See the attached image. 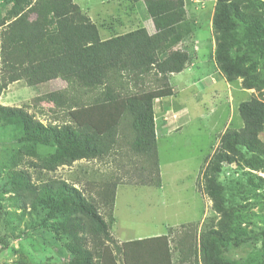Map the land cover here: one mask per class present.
Returning a JSON list of instances; mask_svg holds the SVG:
<instances>
[{
    "label": "trees",
    "instance_id": "obj_1",
    "mask_svg": "<svg viewBox=\"0 0 264 264\" xmlns=\"http://www.w3.org/2000/svg\"><path fill=\"white\" fill-rule=\"evenodd\" d=\"M187 1L130 0L134 5L142 2L154 32L142 27L106 40L74 0H11V7L2 12L0 97L20 81L41 87L61 79L67 87L34 99L56 108L65 118L62 122L46 125L24 108L0 105V128H14L16 142L35 159L38 147L46 150L39 165L31 163L42 173L83 160L110 161L120 173L98 185L96 199L75 184L50 177L35 185L31 174L12 171L10 189L19 197L28 193L27 204L40 205V224L69 253L65 264H119L115 255L102 250L107 242L116 244L111 233L118 187L162 186L153 92L172 89L171 76L182 74L193 61L198 23L188 15ZM212 33L218 72L228 82L242 80L245 90L260 95L240 104L243 128L226 129L200 168L201 188L218 221L199 236L197 224L189 223L179 229L188 226L194 232L181 230L178 239L171 238L177 231L173 229L163 236L116 244L123 264H264V178L258 175L264 174V3L216 0ZM113 103L124 112L102 133L90 124L75 123L69 113L73 107L87 111ZM13 159L17 166L21 154ZM226 165L237 166L243 181L240 192L227 194L220 179ZM233 194L235 204L228 199ZM101 205L107 208L106 217ZM4 214L0 203V223ZM253 225L260 231L249 230ZM88 242L96 249L90 250ZM241 247L243 259L228 255Z\"/></svg>",
    "mask_w": 264,
    "mask_h": 264
},
{
    "label": "rangeland",
    "instance_id": "obj_2",
    "mask_svg": "<svg viewBox=\"0 0 264 264\" xmlns=\"http://www.w3.org/2000/svg\"><path fill=\"white\" fill-rule=\"evenodd\" d=\"M112 1L114 2L74 0L81 8H89L88 12L92 18L101 20L111 14L113 10L109 6L114 3L117 6L116 13L124 11L125 0L120 3H117L118 0ZM191 1L188 0L186 5L188 15L193 16L196 23L202 21L204 27L210 25L216 0H193L194 3ZM261 1L264 3V0ZM11 3V0H0V19H2V12L10 8ZM121 13L118 16H121ZM134 15L133 13L125 16ZM120 21L117 20L116 24ZM198 26H200L199 23ZM98 27L101 39L106 40L113 34L104 27ZM144 27L149 28L147 25ZM208 31L202 29L200 31L202 36L199 38L207 39ZM113 32H117L116 29ZM193 63L195 67L192 70L174 76L172 79L173 87L180 91V101L185 102L189 109V119L183 117L180 120L182 126L175 127L174 124L171 133L160 135L158 139L162 186L160 188L135 185L118 187L114 216L116 221L111 233L117 245L129 240L162 236L169 234L173 229L177 231L176 233L174 231L171 238L178 239L181 236V230L183 233L194 232V228L188 226L179 229L181 225L189 223L197 224L195 229L199 236L218 221L212 208V201L201 188L203 185L202 180H199L201 176H198L196 180L197 175L204 159L214 153L223 132L228 128L236 130L243 128V121L239 114L240 104L260 95L254 90H245L242 87V80L226 81L216 72L209 50L198 52ZM202 75H209V77L205 79ZM192 83L194 87L190 90ZM66 87L67 84L61 79L52 80L41 87H28L24 81L16 82L10 84L3 92L0 105L24 108L46 125L60 123L65 119L62 113H59L52 105L38 104L34 99L46 92L60 91ZM172 94L175 95L173 90L167 89L157 93V96ZM172 107L173 110H170L172 113L179 110V105L175 103ZM120 108L113 103L87 111H78L73 107L69 113L75 123L90 124L102 133L120 119L122 115V108ZM17 136L18 133L12 127L0 128V203L5 209L4 219L0 223V238L4 240L0 243V264H65L69 261V253L64 252L51 232L40 224L43 216L40 205L27 204L24 195L29 198L28 193H21L19 197L10 189L8 182L12 171L13 173L24 171L31 174L32 183L35 185H40L44 178L47 180L50 177L75 184L88 198L93 196L96 199H99L96 195L98 185L110 179L112 175L120 173H117L110 161L87 162L84 160L71 167H61L54 173H42L31 163L36 162L39 165L40 159L46 155V150L38 147L40 155L35 159L26 153L21 143L16 142ZM17 153L21 154V161L14 166L13 163L17 160L13 157ZM258 175L264 178L263 173ZM220 179L227 185V194L241 191L240 181L242 180L237 166L226 165ZM127 180L123 178L124 183ZM228 199L231 204H235L238 198L233 194ZM99 209L100 213L106 217L107 208L101 205ZM253 211L259 212L258 207H255ZM249 230L260 231L254 225L250 226ZM92 244L88 242L87 247L90 250L96 249V245ZM116 244L107 242L102 246V250L111 252L115 255L117 262L123 264ZM244 251L243 247L232 249L228 255L240 260L246 257Z\"/></svg>",
    "mask_w": 264,
    "mask_h": 264
},
{
    "label": "crops",
    "instance_id": "obj_3",
    "mask_svg": "<svg viewBox=\"0 0 264 264\" xmlns=\"http://www.w3.org/2000/svg\"><path fill=\"white\" fill-rule=\"evenodd\" d=\"M108 1L114 2L112 0H108ZM121 1H124V0H118L117 3H120ZM125 1H126V5L124 6V11L122 13L119 12L122 14L121 16H118L119 13H116L117 6H116V3H114L113 5L109 6V8H111L113 11H111V14H108L107 18L104 20H101L98 17H97L98 19L92 18L91 14H89V12H88L89 8L88 9L85 8L84 10L88 13V16L91 18L92 22H94L98 26L106 28V30H108V31H112L113 34H111L106 39H109L114 34L115 35L116 34L122 35V34L130 32V31H133L137 28H142V27L145 28L144 27L145 25H147V27H149L146 29L150 33H153L154 32L153 22L147 16L142 2H139L138 4L134 5V4H131L133 2H130V0H125ZM191 2L194 3L193 0ZM215 3H216V1H215ZM133 13L135 14L134 16H131V17L125 16L126 14H133ZM117 20H121V21L118 22V24H116ZM198 23L200 26H198L197 32L195 34L196 36L194 39L195 43L193 44V47H192L194 50V53H195V55L193 57V61L195 60L198 52H201V50H209V51H211V60L215 64V60H214L215 42H214V37H213V33H212V22L210 23V25L205 26V27H204V24L202 25V21H199ZM115 29L117 32H113V30H115ZM202 29H204L206 31L209 30L208 31L209 37L205 40L203 38H199V36H202V33H200V31ZM103 40H105V39H103ZM193 61H191V64L188 65V68L183 73H185L189 70H192V68L195 67ZM215 68H216V72H218L216 64H215ZM218 73L220 74V72H218ZM177 75H181V74H177ZM177 75H172L170 78V85H171L172 90L175 93V95L174 94L168 95V96L154 95L155 97L153 98L154 99V112H155V121H156L158 139H159L160 135L164 136V135H168V133H171L172 126L174 124H175V127L178 125L182 126V124H180L181 123L180 120L183 119V117H186L187 120L189 119V116H188V110L189 109L186 106L185 102L180 101V97H179L180 91L176 90L172 85V79L174 76H177ZM202 76L205 79L209 77V75L208 76L202 75ZM210 77H212V76H210ZM199 81L202 82L201 80H199ZM206 81H208V79ZM213 81L215 82V80H213ZM207 84H209V82H207ZM193 87H194V84L192 83L189 87L190 90H193ZM153 93H160V91H156ZM178 101H180V102H178ZM174 103L179 105V107H178L179 110H176V113L170 112V110H173L172 104H174ZM110 106H113V105H110ZM123 112H124V109H122V114H123ZM116 113H118V112H116ZM198 176H199V172L197 175V179H198ZM161 177H162V174H161ZM115 209L116 208L114 205V216H115ZM138 240H141V239H138ZM129 241H133V240H129ZM125 242H128V241H125Z\"/></svg>",
    "mask_w": 264,
    "mask_h": 264
}]
</instances>
